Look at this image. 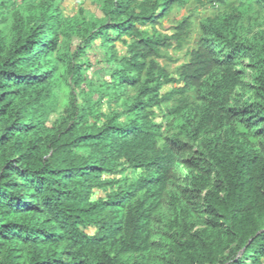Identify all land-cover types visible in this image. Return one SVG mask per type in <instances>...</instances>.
Instances as JSON below:
<instances>
[{
    "label": "trees",
    "instance_id": "trees-1",
    "mask_svg": "<svg viewBox=\"0 0 264 264\" xmlns=\"http://www.w3.org/2000/svg\"><path fill=\"white\" fill-rule=\"evenodd\" d=\"M63 1L0 0V264H264V0Z\"/></svg>",
    "mask_w": 264,
    "mask_h": 264
},
{
    "label": "rangeland",
    "instance_id": "rangeland-1",
    "mask_svg": "<svg viewBox=\"0 0 264 264\" xmlns=\"http://www.w3.org/2000/svg\"><path fill=\"white\" fill-rule=\"evenodd\" d=\"M60 1V0H58ZM86 3V8L98 13L96 7L91 6V0H84ZM81 0L77 2V0H64L62 2V7L66 10L69 14L77 13ZM77 4V5H76ZM213 14V9L209 5L207 6H199L194 5L193 3L188 4L187 6L176 7L175 10L172 12L170 17L159 27L156 29L161 33L171 35L174 31V27L179 23L182 19L193 15L192 22L193 27L191 30V36L189 42L185 45L182 51H177L173 48L166 51V54L169 58L160 60V63L165 66L173 76H176V70L179 66L184 64L189 60L188 53L191 49L194 48L196 41L198 40L200 30L199 25L200 21L207 16ZM117 51L119 55H123L126 52V48L117 43ZM88 56L90 58L91 67L87 69L86 76L89 83H93L95 86L101 85L103 82H108L111 79V70L109 66L105 63L104 52L99 49V47H95L93 50L89 51ZM247 63V62H245ZM247 75L249 71H246ZM246 81L249 82L250 79L247 76ZM70 83L63 86L61 91V97L66 100L67 94L70 92ZM172 85L166 86L163 90L165 93L172 89ZM84 91H88L89 88L87 87V83L82 87ZM78 100L79 102L82 101L80 92H78ZM104 111L108 110V107L105 105L103 108ZM157 120L162 121V117L164 114V110H157Z\"/></svg>",
    "mask_w": 264,
    "mask_h": 264
},
{
    "label": "built area",
    "instance_id": "built-area-1",
    "mask_svg": "<svg viewBox=\"0 0 264 264\" xmlns=\"http://www.w3.org/2000/svg\"><path fill=\"white\" fill-rule=\"evenodd\" d=\"M202 1H210V2H212L215 6H217L218 5V3H220L221 1H229V0H202Z\"/></svg>",
    "mask_w": 264,
    "mask_h": 264
},
{
    "label": "crops",
    "instance_id": "crops-1",
    "mask_svg": "<svg viewBox=\"0 0 264 264\" xmlns=\"http://www.w3.org/2000/svg\"><path fill=\"white\" fill-rule=\"evenodd\" d=\"M80 1V0H77V2ZM77 5V4H76Z\"/></svg>",
    "mask_w": 264,
    "mask_h": 264
}]
</instances>
